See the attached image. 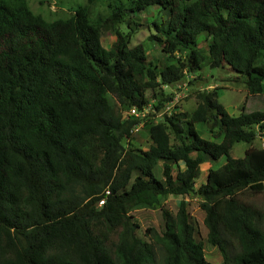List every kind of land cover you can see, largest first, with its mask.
I'll return each mask as SVG.
<instances>
[{
  "label": "trees",
  "instance_id": "1",
  "mask_svg": "<svg viewBox=\"0 0 264 264\" xmlns=\"http://www.w3.org/2000/svg\"><path fill=\"white\" fill-rule=\"evenodd\" d=\"M148 7L167 14L152 36L162 50L187 51L158 73L143 44L130 45L124 19ZM107 20L129 29L115 31L108 47L85 7L46 21L25 0H0V264H211L194 237L191 193L221 264H264L263 213L239 198L264 188V146L230 155L235 142L254 140L253 126L264 136V110L231 115L206 93L191 113L147 123V149L123 145L142 119L120 110L144 109L146 89L175 83L206 59L240 74L249 95L262 94L264 0H133ZM201 33L210 37L207 57L196 47ZM206 158L224 162L195 187ZM146 194L183 197L175 213L162 210L161 232L146 228L148 240L128 213Z\"/></svg>",
  "mask_w": 264,
  "mask_h": 264
},
{
  "label": "rangeland",
  "instance_id": "2",
  "mask_svg": "<svg viewBox=\"0 0 264 264\" xmlns=\"http://www.w3.org/2000/svg\"><path fill=\"white\" fill-rule=\"evenodd\" d=\"M9 2L17 0H7ZM29 8L35 14L41 15L46 21H52L58 18H69L74 14L78 7H85L89 19L98 27L101 34V42L108 47L115 38V31L126 34L127 21L133 30L130 32V45L138 43L143 44L149 66L153 67L158 73L170 63L179 64L187 56L186 50H176L173 53H165L162 50L161 43L152 36H159L154 23H164L167 18L165 11L156 7H148L144 11L128 12L124 18L126 22L110 23L108 19L112 9L117 5L130 7L133 0H25ZM210 37L201 33L197 38L196 47L200 49L204 56H208V45ZM216 93L217 100L224 106L231 115H238L241 111L250 112L254 110H264V91L260 95H249L243 77L231 71L226 66L213 67L209 60L206 59L200 69L188 71L183 69L182 78L171 84H162L155 89H146L144 91L147 98V104L144 108V115L140 123L133 128L132 137L129 140H123L125 147L147 149L151 144L148 135L147 123L163 121L164 116H169L174 112L191 113L206 93ZM165 95L169 100L160 104V109L156 110L155 106L159 103L160 98ZM122 115H129V109L120 108ZM257 135L250 143L235 142L230 150L232 157H242L244 151L249 146L263 147L264 136L253 126ZM202 137L210 139L211 135L205 132L204 127H199ZM171 141L178 144L171 135ZM224 162V158L219 160H210L206 158L200 165V174L196 179L195 187L204 182L208 169L217 167ZM182 168L183 164L180 163ZM173 175L176 174L177 167H172ZM157 176L163 180L162 166L159 164L156 168ZM183 198L177 194L166 196H156L146 194L140 197L138 203L129 208L128 213L139 225L138 235L146 240L148 236L144 235L146 228L153 227L159 232L163 229L162 210L175 213L180 199ZM239 198L257 207L263 213L264 226V188L260 192L253 193L248 189L239 193ZM189 219L192 222L195 232V240L203 244L204 256L211 264H221L222 257L219 249L207 241V228L204 225V211L200 208L201 198L197 194H189L185 198Z\"/></svg>",
  "mask_w": 264,
  "mask_h": 264
},
{
  "label": "built area",
  "instance_id": "3",
  "mask_svg": "<svg viewBox=\"0 0 264 264\" xmlns=\"http://www.w3.org/2000/svg\"><path fill=\"white\" fill-rule=\"evenodd\" d=\"M144 109L140 110L135 106H132L131 108H129V115H133L136 117H141L144 115ZM108 192V191H107ZM104 198L99 200V205H102L104 203Z\"/></svg>",
  "mask_w": 264,
  "mask_h": 264
}]
</instances>
